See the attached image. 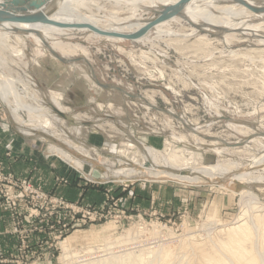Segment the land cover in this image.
I'll list each match as a JSON object with an SVG mask.
<instances>
[{
  "label": "rangeland",
  "instance_id": "rangeland-1",
  "mask_svg": "<svg viewBox=\"0 0 264 264\" xmlns=\"http://www.w3.org/2000/svg\"><path fill=\"white\" fill-rule=\"evenodd\" d=\"M84 1L79 5L84 14L120 22L133 15L129 5ZM150 10L138 8L132 22L122 26L130 25L131 33L139 30L138 22L147 26L156 14ZM213 12L227 18L221 9ZM246 18L251 25L258 21L253 15ZM193 23L182 17L165 24L162 32L150 29L136 39L96 36L71 23L54 29L61 46L74 49L68 55L81 58L76 65L61 62L31 37L10 34L0 40V72L9 78L7 103L0 99V264H84L122 249L137 255L157 245L175 247L187 237L202 241L244 216L248 201L264 204L263 166L248 168L263 153L264 140L245 144L253 128L264 133V22L261 33L229 26L221 34ZM85 57L94 80L115 88L88 79ZM117 87L132 93L125 97ZM143 97L153 106L140 102ZM54 99L66 107L68 119L47 129L38 126L44 111L32 114L22 107L49 105ZM18 104L19 120L30 124L32 119L38 128L30 135L21 130L31 125L23 126L12 111ZM170 111L185 123L170 118ZM73 116L83 121L79 134L69 128ZM60 128L72 130L68 143ZM211 137L227 143L218 144L224 151L216 152ZM79 142L91 156L79 166L53 150L56 146L80 159L83 153L73 149ZM143 146L156 154L154 169L179 174L230 163L227 177L252 170L263 180L248 187L255 198L250 200L240 194V186L230 189L209 180L112 179L109 170H142L148 164ZM171 153L179 160L163 164Z\"/></svg>",
  "mask_w": 264,
  "mask_h": 264
},
{
  "label": "bare ground",
  "instance_id": "bare-ground-1",
  "mask_svg": "<svg viewBox=\"0 0 264 264\" xmlns=\"http://www.w3.org/2000/svg\"><path fill=\"white\" fill-rule=\"evenodd\" d=\"M108 1L113 2L116 5H122V6L129 5L130 8L128 9H131V12L134 15L135 12L138 10V8L140 10L143 9L146 11L149 9L153 11H160L163 7L175 4L179 0H108ZM220 1L221 0H191L188 3L184 4L182 7L177 8V10H180L179 15H174L170 17V19H167L166 21H162L160 23L155 24L153 27V31L154 32L160 31L164 28V26H166L165 24L168 25L170 21H173V20L177 21V20L182 19L183 17L187 19V21L190 20V22L192 21L198 24L197 26H200L199 27L200 30L201 28L204 27L209 32L219 31L220 32L219 34H221L222 28L233 26V27H238V29L242 28L241 31L245 29L246 31L248 30L252 31L253 33H256V32L261 33L262 26L260 25L263 23H260V22H264V0H261V1L242 0L244 1L245 4H239L235 2L234 0H223V1H226L228 4L225 3L224 5L219 7L218 3ZM85 2L86 1L84 0H63L62 3H60V6L56 10V12L50 16V19H49L50 21H47V22L34 23V24L4 23L0 25V40L1 39L5 40V38L8 39L7 37L10 34H13L17 37L19 36L31 37L40 47H43L47 49L48 51H53L52 54L57 55V57H60L66 60H72L69 63L71 65H76L74 64L75 62L74 57L68 55L74 49L72 48L70 50H66L64 47H62L60 39L55 37V34L53 33L54 29H59L62 27L60 25V22L61 23L66 22L68 24L71 22H78L81 25V27L79 28L82 31L90 32L91 34L96 35V36L105 34L109 39H115V38L122 39L120 35L131 33L130 25H126V27H124L122 26V24L126 22H129V23L132 22L130 19L131 17H133V15L125 19L123 18V21H122L123 23H122L120 22L121 19H117L112 16L108 17L106 15L84 14L81 10H79L80 8L79 5ZM8 4H12V0H0V6H7ZM24 8L27 10L28 7L25 6ZM252 8L255 10H252ZM19 9L20 8H18L17 10L18 12L21 11ZM99 9H101V7ZM213 9L214 10L221 9L222 11L220 12L221 15L222 14L226 15L225 17L227 18L223 19L221 17L216 16L215 13L213 12ZM249 15H253L254 18H256L259 21V23L258 21L255 20L257 23L251 25L249 19L246 18ZM237 19H240V20L238 21ZM137 26L140 29L144 27V23L140 24L138 22ZM168 31H171V30H168ZM164 32L165 31H163V33ZM223 32H224V29H223ZM140 37L141 36H139V38ZM14 49L11 48L12 51ZM57 50L60 51V53H58ZM83 63L89 66L88 67L89 74L87 75L88 79L90 77L92 81H96L94 80V71L91 68L86 57L83 60ZM8 79L9 78L7 76H5L3 73L0 72V99H2V101H4L5 103H7L6 98L9 93V88H8V83H7ZM117 88L121 92H123V95L125 97L129 93H132L126 90H121L123 89L121 87H117ZM139 101L142 103H145L148 106L152 105V102L148 101L144 97L140 98ZM47 103L48 102H44V104L42 103L40 106H37V107H31L29 105H23L22 107L26 108L28 112H31L32 114H34L35 111L45 112V115H44L45 119L43 120V122L39 123L38 126L42 125L44 128L47 129V127L48 128L49 126L53 127V125L57 126V124L59 123L65 124L66 123L65 119H68L66 118V115H65L66 107L59 105L56 102V99L49 102L50 106L46 105ZM18 106H20V104H18L17 107L13 108L12 111L15 114L17 121L19 122L20 118L16 114V110L19 108ZM98 106H100V104H98ZM52 111H54V113L50 114ZM59 112H61L62 115ZM169 113H170L169 114L170 118H173L175 120H179L185 123L184 121L185 119H183L182 116H177L172 111H170ZM72 119H73V122H72L73 125L72 127H69V128L76 130L75 132L79 134L80 130L84 128L81 124V122L83 121L82 119L76 116H73ZM99 120L100 119L93 120V122L96 124V122H98ZM30 122H31L30 124H27L25 122H22V120L20 121V123L23 126L31 125V127H28L29 129L22 128L21 131L24 134L30 135L32 133L30 129L37 128L36 125L32 123L33 122L32 119H30ZM22 125L21 127H23ZM189 125L187 127L190 129V131H193V132L198 131V130H195L194 126H189ZM42 126L41 128H43ZM65 129H68V127ZM69 131H72V130H63L62 128H60V135L64 137L65 142L67 143L70 141V137H72ZM250 136L251 137L245 141V144L248 141L253 142L255 140L257 141L264 140V133H262V131L259 132L257 128H253L252 135ZM210 141H211L210 142L211 144L215 145L213 148L216 150V152L221 153L223 149L222 148L220 149L218 144L222 142L223 140L220 137H211ZM80 142L75 146L73 145L74 150L76 151L78 150L83 153L82 155L83 158L81 157L80 159L75 158L73 154H69L68 152L62 150L59 147L53 146L54 147L53 150L57 152L58 154H60L64 159L70 161L74 165L79 166L83 162H85L87 158H91L90 153L88 152L89 150L88 151L85 150V148L88 146L84 148L82 144L83 142L82 143ZM224 142L222 143L225 146L227 143L226 142L224 143ZM262 150H263V153L261 155H259L258 157H253V159H251V161L249 162L248 168L255 167V166H263L261 170L264 171V145H263ZM173 153H171V155L165 158L163 164L168 163L167 161H170L171 166H172L173 165L172 163H175L179 160L178 155L173 154ZM141 154L145 158V161L148 162V164L143 165L144 168L142 170L135 169V168H130V169L120 168L117 170L112 169L113 171H110L109 170L110 168H107L109 170V174L111 175V178L116 181L121 180V181L127 182L138 176H147V178L150 177L151 179L152 178H156V179L173 178L179 181H183L182 183L188 182L192 184L193 183L196 184L197 182H202L201 180H209L211 183L217 184L219 186H224L230 189H233L234 186H238V187L240 186V188L238 189V191H240V194L242 196L245 195L244 197L248 196L250 200L252 199L255 200V198H252L248 187L253 182H261L263 180L260 174L259 175L252 174V170L251 171L242 170V172L234 173L231 177H227L228 172H230L229 170L230 163H224V164L217 163L214 165H208V166H203L199 168H188L190 169V171H182L179 174L172 173L166 170L153 168L152 160L155 161L154 156L156 154L153 153V149H151L150 147L143 146ZM62 157L60 158L62 159ZM182 160L184 161L183 158ZM185 162L186 161H184L183 163L185 164ZM170 163H168V165H170ZM233 164L235 165L236 163L233 162L232 165ZM158 166L159 165H155V167H158ZM173 167L175 168L176 166H173ZM186 168L187 167H184V169ZM252 203H257V201L256 202L248 201L249 206L246 207L248 209L245 211V213L249 210V208L252 209L251 211H249L248 215H246L243 212L244 216H239L237 220L230 222L229 224H226L220 228L218 227L217 229L214 230L215 232L211 237L205 238L202 241H193L189 237H187L188 238L187 242L183 244L181 243L180 245H177L175 247L168 246V245L166 246L157 245L156 248L151 247L149 252H148L149 248H147V250H145L144 248L139 249L138 250L139 253L137 255H135L136 250H133V249L125 250L124 249L123 251L122 249V251H120L118 254L113 253L114 255L112 254L113 256H111L110 258H106V257L96 258L93 260H88L84 264H264V204H257L256 206H250Z\"/></svg>",
  "mask_w": 264,
  "mask_h": 264
},
{
  "label": "water",
  "instance_id": "water-1",
  "mask_svg": "<svg viewBox=\"0 0 264 264\" xmlns=\"http://www.w3.org/2000/svg\"><path fill=\"white\" fill-rule=\"evenodd\" d=\"M62 1L63 0H12V4H8L7 6H0V25L4 23L34 24V23H43L50 21L49 20L50 16L56 12ZM189 1L191 0H179L175 4L163 7L160 11H156L155 16H152L150 19L146 21L148 23L147 26H144L143 28L139 29L136 32L120 35V36L122 38L136 39L137 37L144 35L151 28L153 29L155 24L170 19V17L174 15H179L180 10H177V8L182 7L184 4L188 3ZM234 1L239 4H245L244 1L242 0H234ZM24 5L28 7L27 10L24 8L25 7ZM18 8H20L19 10L21 11L18 12L17 11ZM252 10L255 9L252 8ZM60 25L65 26L68 25V23L60 22ZM70 26L81 27V25L78 22H71ZM50 52L52 53L53 51ZM54 56L64 63H69L70 61H72L57 57V55L55 54ZM96 83L98 86L104 89L115 88L114 85L112 84H106L99 81H96ZM59 113L62 115L61 112Z\"/></svg>",
  "mask_w": 264,
  "mask_h": 264
}]
</instances>
